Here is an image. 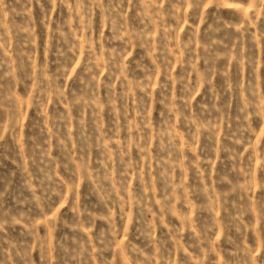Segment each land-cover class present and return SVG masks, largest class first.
Returning a JSON list of instances; mask_svg holds the SVG:
<instances>
[{
	"label": "rangeland",
	"instance_id": "rangeland-1",
	"mask_svg": "<svg viewBox=\"0 0 264 264\" xmlns=\"http://www.w3.org/2000/svg\"><path fill=\"white\" fill-rule=\"evenodd\" d=\"M0 264H264V0H0Z\"/></svg>",
	"mask_w": 264,
	"mask_h": 264
}]
</instances>
